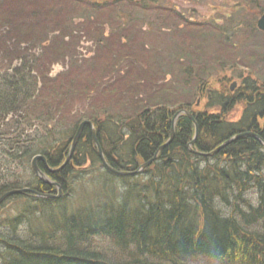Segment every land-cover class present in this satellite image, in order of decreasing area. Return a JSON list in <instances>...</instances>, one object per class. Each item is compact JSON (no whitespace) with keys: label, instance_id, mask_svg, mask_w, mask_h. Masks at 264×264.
<instances>
[{"label":"trees","instance_id":"1","mask_svg":"<svg viewBox=\"0 0 264 264\" xmlns=\"http://www.w3.org/2000/svg\"><path fill=\"white\" fill-rule=\"evenodd\" d=\"M25 2L20 11L0 7V195L23 187L57 192L35 175L32 158L44 156L35 163L45 173L44 162L59 166L82 120L93 124L111 168L133 170L168 139L174 112L187 108L197 124L190 147L198 152L187 146L194 122L180 114L156 159L123 176L102 164L83 126L67 163L47 172L60 197L25 191L0 204V264H264V86L245 77L233 93L209 89L205 107L218 113L194 108L210 86L211 66L194 70L185 46L143 43L172 27L160 20L176 11L166 0ZM81 36L93 54L78 51ZM134 49L149 61L133 57ZM57 63L65 67L50 75ZM151 67L148 82L169 89L142 98L136 85ZM126 77L118 93L111 82ZM239 101L240 118L226 120ZM75 104L87 111L67 123ZM236 133L213 154L200 153Z\"/></svg>","mask_w":264,"mask_h":264},{"label":"rangeland","instance_id":"2","mask_svg":"<svg viewBox=\"0 0 264 264\" xmlns=\"http://www.w3.org/2000/svg\"><path fill=\"white\" fill-rule=\"evenodd\" d=\"M0 3V7H14L15 10L18 7L17 11H20V7H23L24 4L30 5L25 0H0ZM36 3L37 0H35L34 4ZM165 5V7L174 8L176 11L169 12L168 16L166 14L161 15L160 20L169 25L171 24L172 27L168 28L167 34L159 33L157 35V33L154 35L153 33H148L149 35L144 36V44H158L162 48H170L174 45L185 46L186 48L184 49H188V52L191 51L194 54L190 57V63L194 65V70H197L195 66L203 67L206 63L211 66L205 68L209 69L210 89L218 90L222 86L229 89L230 85L235 83L232 88L234 90L245 77H249L264 86V33L256 28V20L264 13V0H166ZM37 6L40 5L37 4ZM177 12L182 15L181 20L184 23L176 19L175 15ZM106 24L104 26L105 35L109 31V25ZM198 25L202 26L204 31H200ZM205 30L208 31L205 32ZM141 39L142 37L139 38L140 41H142ZM195 45L200 49H196ZM10 47V44L5 45V48ZM87 50L90 52L86 53ZM146 50H150V48ZM78 51L91 55L95 49L89 41L81 36L78 43ZM134 51L137 54L133 57L142 58L140 60L142 63L149 61L148 52H140L135 49ZM191 52L190 54H192ZM198 53L202 54L201 57L203 56V64H197L198 60L196 61V57ZM129 57H132V55H129ZM154 66L158 68L156 64ZM64 67L65 65L61 63L52 65L50 75L62 71ZM150 71L153 74L156 73L154 67H151ZM145 74L143 71L141 75L144 77ZM171 76L173 78V75ZM127 77H130V75ZM127 77L111 82L118 87V93L119 90H123ZM156 80L152 78V83H150L147 78H144V85H136L138 91L142 92V98L152 96V89L160 82V80L158 82ZM190 84L195 88L197 87V84L193 81H190ZM159 86L161 85L159 84ZM125 96L120 95L118 98L125 99ZM99 99L97 98L96 100L100 102ZM204 104L205 99L200 97L197 108L203 109ZM242 106V102L236 103L229 111L228 119L238 118ZM81 107L75 104L74 111L65 115V121L69 120L67 123H70L72 119H76L87 111V108L82 110ZM113 111H118V106L113 108ZM204 260L203 258H198L195 260V264H214Z\"/></svg>","mask_w":264,"mask_h":264},{"label":"bare ground","instance_id":"3","mask_svg":"<svg viewBox=\"0 0 264 264\" xmlns=\"http://www.w3.org/2000/svg\"><path fill=\"white\" fill-rule=\"evenodd\" d=\"M182 22H183V20H181ZM184 23V22H183ZM198 27H200V31H204L202 28V26H200V25H198ZM168 31V30H167ZM167 31H164L163 32V34H167L166 32ZM208 31V30H207ZM206 30H205V32H207ZM262 31V30H261ZM111 32V31H110ZM170 32V31H169ZM206 36H208V35H206ZM205 36V37H206ZM202 37H203V35H202ZM204 37V38H205ZM149 46V45H148ZM172 47H174L175 49H179L180 48V45L179 46H176V45H174V46H172ZM207 73V72H206ZM151 75H153V73L151 72V71H147V73L145 74V76L143 77V76H141V82H140V85H144V78H150V76ZM157 85V84H156ZM159 85V84H158ZM158 85L155 87V88H153L152 89V95L154 94V93H156L157 92V94L159 93V92H161L160 90H162L163 91V89H162V87L161 86H159L158 87ZM235 85V84H234ZM242 82L240 81V83H239V85L237 86V87H235L234 88V90H231V91H229V93H233L237 88H242ZM198 88V87H197ZM169 89V88H168ZM167 89V90H168ZM209 89H210V86H209V88H203V93H201L200 91V94L198 93V95H197V97L195 98V102L193 103V107L194 108H196V109H198V110H200V111H206L205 113H208V114H216V113H218L219 112V108H216V107H214V108H206L205 107V104H204V108L203 109H200V108H197V105H198V102H199V100H200V97L201 98H204L205 99V103H206V101H207V96H208V91H209ZM167 90L166 91H163V95H166V92H167ZM212 90V89H211ZM215 90H217V89H215ZM159 91V92H158ZM168 94V93H167ZM198 98V99H197ZM240 102V101H239ZM239 102H236V103H239ZM235 103V104H236ZM235 104H233V106L235 105ZM233 106L230 108V110L233 108ZM244 106H242V108H241V113H240V115H239V117L238 118H236V119H233V120H230V119H228V117H227V115H228V113H229V111L227 112V115H226V120H229V121H236V120H238L239 118H240V116L242 115V113H243V110H244V108H243ZM181 109H184L185 111H187V112H189V114L191 115V118L188 116V115H186L185 113H179L177 116H179L180 114H184V115H186L189 119H191L193 122H194V135H195V124H196V122H195V119H194V117H193V115H192V111L190 110V109H187V108H179V109H177L175 112H174V114L177 112V111H179V110H181ZM173 114V115H174ZM173 115H172V117H173ZM177 116L175 117V119L177 118ZM172 117H171V126H173V130H174V122H175V119H174V121H173V123H172ZM82 121H88V120H82ZM81 121V122H82ZM80 122V123H81ZM79 123V124H80ZM79 124L77 125V128H76V130H75V133H76V131H77V129H78V126H79ZM86 125V124H85ZM85 125H83V126H85ZM82 126V127H83ZM88 126V125H87ZM196 126H197V124H196ZM82 127H81V129H82ZM93 128H94V126H93ZM81 129H80V131H79V133L81 132ZM170 130H171V127H170ZM94 134H95V128H94ZM170 134H171V131H170ZM172 135H173V133H172ZM193 135V138H194V141H195V138H196V136H194ZM196 135H197V132H196ZM241 134L240 133H236V134H234V135H232L230 138H228L227 140H229V141H232L234 138H236V137H239ZM92 137V136H91ZM94 138L95 139H93V137L91 138L92 139V142H93V145L95 146V148H96V151H97V153H98V157H99V159H100V156H99V154H100V152H101V154H102V156H103V158H105V156H104V151H103V147H101V145L99 144V142L97 141V138H96V136L94 135ZM172 138V136L170 137V135H169V137H168V139L165 141V142H163L162 144H161V146L162 145H166V142L169 140L170 141V139ZM193 138L191 139V141L193 140ZM259 139V141L262 143V144H264V142L260 139V138H258ZM226 140V141H227ZM95 141H96V143H98L97 144V146H96V143H95ZM191 141L188 143V147H189V149H190V151H193L192 149H191V147H190V145L192 144L191 143ZM194 143V142H193ZM222 144V143H221ZM221 144H219L217 147H215L214 149H216V148H218ZM74 148V147H73ZM214 149H212V150H214ZM159 147H158V149L156 150L157 151V154H158V152H159ZM212 150H210V151H208L207 153H209V152H211ZM155 151V152H156ZM155 152H154V154H155ZM193 152H198V151H193ZM72 153V152H71ZM214 153V152H213ZM212 153V154H213ZM153 154V156L151 157V158H149V159H147L146 161H144V162H142L141 164H139L137 167H135L133 170H123V169H120V170H117V171H119V172H121V174L120 175H123V176H133V175H136V174H139V172L144 168V167H146L147 165H149L152 161H154L155 159H156V156H157V154H156V156ZM209 155H211V154H209ZM115 159H118L117 157H115ZM106 160V159H105ZM64 161H65V159H64ZM63 161V162H64ZM63 162L60 164V165H62L63 164ZM107 162V161H106ZM145 162H148L149 164H147L146 166H144L142 169H140V167H141V165L143 164V163H145ZM67 163V162H66ZM59 165V166H60ZM59 166H57V167H50L46 162H44V167H45V169H46V173L45 172H43L47 177H49L47 174L48 173H55V172H58L60 169H56V168H58ZM113 169H115V168H113ZM116 170V169H115ZM48 172V173H47ZM125 172V173H124ZM81 177H83V175L81 176ZM81 177H75V176H72V179H78V178H81ZM42 181V180H41ZM55 182V181H54ZM27 188V187H26ZM17 189H19V188H14V189H10V190H7V191H5V192H8V191H12V190H17ZM29 189H31V188H29ZM4 192V193H5ZM22 193V192H21ZM62 193V192H61ZM3 194V193H2ZM1 194V195H2ZM13 194H19V193H12V194H10V195H8L7 197H9V196H11V195H13ZM42 194H47V195H49L48 197L49 198H56L55 196H56V194H57V192H55V193H50V192H47V193H42ZM60 196H61V194H60ZM59 196V197H60Z\"/></svg>","mask_w":264,"mask_h":264},{"label":"water","instance_id":"4","mask_svg":"<svg viewBox=\"0 0 264 264\" xmlns=\"http://www.w3.org/2000/svg\"><path fill=\"white\" fill-rule=\"evenodd\" d=\"M256 27H257L260 31L262 30V32L264 33V13H262V14L258 17V19L256 20ZM234 84H235V83H232V84L230 85V90H232ZM179 113H185L186 115H188V116L191 118V115L189 114V112L185 111L184 109H181V110L177 111V112L173 115V117H172V123H173L175 117H176ZM85 124L88 125V127H89V129H90V134H91V136L93 137V139H95V138H94V135H95V134H94L93 124H92L90 121H82V122L79 124L78 129H77L76 133H75L74 136H73L72 143H71V146H70V148H69L68 155H67L65 161L63 162L62 165H60V166H59L58 168H56V169H60V168H62V167L66 164V162L68 161V159H69V157H70V155H71V152H72V150H73V147H74V145H75V143H76V141H77V138H78V135H79V131H80L81 127H82L83 125H85ZM170 131H171V134H170V137H171V136H172V133H173V126H171V130H170ZM196 132H197V126H196V124H195V135H194V136H196ZM168 141H169V140H168ZM168 141H167V142H168ZM167 142H166V144H167ZM193 142H194V138H193V140L191 141V143H193ZM228 142H230V141L227 140V141L223 142L218 148L212 150V151L209 152V153H204V152H203V153L200 152V153H201V154H212L213 152H215L216 150H218L220 147H222L224 144H226V143H228ZM95 143H96V141H95ZM97 144H98V143H96V146H97ZM162 146H164V145H162ZM162 146L160 145V146H159V149L162 148ZM156 154H157V151L155 152L154 155L156 156ZM99 156H100V161L102 162V164H103L105 167H107V168H108L109 170H111L113 173L121 174V172H119V171H117V170L111 168V167L108 165V163L106 162L105 158H103L101 152H100ZM37 159H40V160L44 161V156H42V155H35V156L32 158V167H33V170H34L35 175H36L40 180H42L44 183H48V184H53V185H55L56 188H57V194H56L55 197L58 198V197L60 196V194H61V189H60L59 185H58L56 182L50 180V179H49V178H48V177H47L42 171H40V170L38 169V167L36 166V163H35V161H36ZM147 164H149V163H148V162L143 163V164L141 165L140 169H142V168H143L144 166H146ZM124 173H125V172H124ZM25 191H29V192H31V193H33V194H35V195H37V196H41V197H48V196H49V195H47V194H42V193L36 192V191L33 190V189H29V188L23 187V188H20V189H17V190H12V191L5 192V193H3L2 195H0V203H1L5 198H7L8 195H10V194H12V193H21V192H25Z\"/></svg>","mask_w":264,"mask_h":264}]
</instances>
